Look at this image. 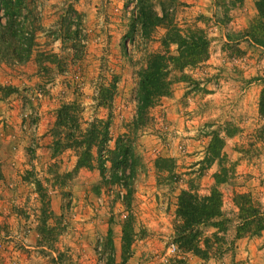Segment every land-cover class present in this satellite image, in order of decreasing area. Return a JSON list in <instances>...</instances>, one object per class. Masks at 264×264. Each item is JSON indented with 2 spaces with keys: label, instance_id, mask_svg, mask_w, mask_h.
I'll return each instance as SVG.
<instances>
[{
  "label": "rangeland",
  "instance_id": "374dc122",
  "mask_svg": "<svg viewBox=\"0 0 264 264\" xmlns=\"http://www.w3.org/2000/svg\"><path fill=\"white\" fill-rule=\"evenodd\" d=\"M23 5L22 30L33 37L28 57L16 62L12 47L0 45V264H48L55 256L48 245L61 252L60 264H264V229L233 237L234 194L249 192L264 205V120L258 111L264 48L237 36L257 17L254 0ZM140 8L151 16L163 10L184 32L198 29L206 48L203 60L168 68L167 94L134 128L136 72L149 54L162 51L164 32L160 24L142 30ZM111 83L109 105H101L98 88ZM63 104L71 106L63 135L69 126L73 138L110 114L107 146L122 134L137 159L129 193L103 183L95 164L77 166L65 139L52 143L46 130ZM212 135L220 138V157L209 161L204 156ZM220 166L226 181L214 184ZM190 185L200 195L215 186L228 219L223 235L230 245L206 259L172 242L176 199ZM126 219L133 239L122 253ZM214 230L208 226L204 233Z\"/></svg>",
  "mask_w": 264,
  "mask_h": 264
},
{
  "label": "trees",
  "instance_id": "16d2710c",
  "mask_svg": "<svg viewBox=\"0 0 264 264\" xmlns=\"http://www.w3.org/2000/svg\"><path fill=\"white\" fill-rule=\"evenodd\" d=\"M23 4L24 0H0L2 13L0 19H3V22L0 21V45L3 44L5 49L12 47L9 54L16 62H23L28 57L30 46L33 44L31 34L22 30L25 28L22 25L24 19ZM215 4L218 3L215 2ZM254 5L257 17L253 18L250 25L240 31L237 36L253 45L264 48V0H254ZM141 8L142 15L137 18V21L142 30L160 24L164 27V32L160 38L162 51L149 54L143 67H140L136 72L135 110L130 122L134 128L145 123V119L148 118L149 107L167 94L169 89V82L166 80L168 68L171 66L175 69L183 68L203 60L206 48V41L198 29L185 30L184 32L166 18L163 10L160 16H151L143 12ZM72 10L76 13L73 8L68 6L67 11L70 13ZM169 45L175 46L174 53L168 50ZM113 87L114 84L111 83L109 86L98 88V98L101 105H109L108 101ZM258 106L259 114L264 120V89L261 90ZM70 108L71 106L68 104H63L56 110L54 123L47 129L48 135L52 139L54 137V140L51 139L52 143L58 144L64 142L65 139L67 147L71 146L75 149V164L77 166L91 168L95 164L103 183L119 184L126 191L125 193H129V181L136 168L137 159L122 134L114 138L112 148L107 146L111 139L108 128L110 114L106 119L92 120L83 131H79V136L73 138L69 126H66L67 132L63 135L65 123L70 119L67 115ZM219 141L220 138L217 135H212L210 138L206 146V156H204L209 161L220 157ZM63 147L66 146L63 145ZM222 160L220 158L217 163L220 164ZM107 162L108 166H106ZM225 173L224 166H220L218 171L212 173L214 184L226 181ZM232 202L237 208L234 238L245 234L255 235L264 229V205L260 201L249 192H238L232 197ZM175 215L177 222L173 225L172 242L180 252H189L201 259H206L219 254L220 250L226 249V245H230L231 242H226L223 235L226 231V225H228V219L222 213L221 194L215 186H212L208 194L205 195L198 194L195 188H191V185L181 189L176 199ZM208 226L215 227V230L209 235L204 233ZM106 235L109 238L110 232L107 231ZM132 239V227L126 219L121 225L120 232L122 253L129 251ZM47 247L55 252V256L49 259L48 264H60L61 252L54 251L52 246L48 245Z\"/></svg>",
  "mask_w": 264,
  "mask_h": 264
},
{
  "label": "crops",
  "instance_id": "0c3cea01",
  "mask_svg": "<svg viewBox=\"0 0 264 264\" xmlns=\"http://www.w3.org/2000/svg\"><path fill=\"white\" fill-rule=\"evenodd\" d=\"M47 131V130H46Z\"/></svg>",
  "mask_w": 264,
  "mask_h": 264
}]
</instances>
